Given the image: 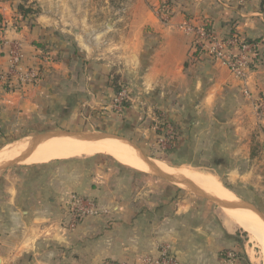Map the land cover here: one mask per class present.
Returning <instances> with one entry per match:
<instances>
[{
	"label": "crops",
	"instance_id": "1",
	"mask_svg": "<svg viewBox=\"0 0 264 264\" xmlns=\"http://www.w3.org/2000/svg\"><path fill=\"white\" fill-rule=\"evenodd\" d=\"M20 1L0 0V66L8 65L5 44L17 42L40 79L25 92L0 87L2 129L14 112L31 113L64 129L110 124L145 143L155 138L148 124L155 111L177 132L174 148L157 153L161 158L212 162L232 187L233 177H246L261 158L264 118L255 103H264V0H171L165 22L156 10L167 0H25L38 9L26 18L16 14ZM205 23L217 36L235 30L257 43L246 79L196 45L186 26ZM111 73L129 93L118 112L108 111L115 96ZM115 116L119 121L108 123ZM64 163L30 166L25 173L33 175L21 185L1 180L0 264L135 262L157 255L163 244L179 264H239L233 232L195 195L143 180L118 162ZM71 192L94 198L102 212L65 229L60 210Z\"/></svg>",
	"mask_w": 264,
	"mask_h": 264
},
{
	"label": "rangeland",
	"instance_id": "2",
	"mask_svg": "<svg viewBox=\"0 0 264 264\" xmlns=\"http://www.w3.org/2000/svg\"><path fill=\"white\" fill-rule=\"evenodd\" d=\"M157 15L159 16V18L165 22L166 21V17L168 16V14L166 12H161L159 10H156ZM161 13V15H160ZM13 20V19H12ZM15 22V20L13 21V23ZM12 23V25H14ZM16 26V25H14ZM45 56H50V53H44ZM1 67V66H0ZM2 68V67H1ZM0 68V69H1ZM3 69V68H2ZM40 79V78H39ZM15 83H12V85H8L7 83H5V81H0V87L1 88H7L8 90H12L14 91L15 89H17V87L19 88H24L22 90V92H25V90H28L30 87H32V85H21L18 84V81L16 79H14ZM39 81V80H38ZM37 81V82H38ZM117 85H124L123 82L121 83V80L119 79L117 82ZM15 88V89H14ZM28 88V89H26ZM21 92V91H20ZM116 92V91H115ZM257 102L255 103L256 106ZM111 110L113 112L118 110L114 107L113 105V100L111 102V109H108V111ZM154 111V110H153ZM256 114H258V110L256 107ZM117 114V113H116ZM13 115L15 116H11L9 117L7 121H10L6 124L7 128L2 129L0 127V149L2 147H4L6 144H10L15 142V140H20L23 139L25 137H33L36 136L38 134H41L43 132L49 131V130H53V129H64L61 128V126H58L56 123H51V122H44V121H37L36 119L39 120L38 116L35 118H33V115L31 113H27L26 115H21L19 117H23L24 118H19L16 117L17 113H13ZM152 117V121L148 122V124L150 123V126L152 127L151 129L154 130L155 132V138L153 141H145V143L143 142V140H141L140 142H135L139 147H141L143 149V151L149 155L153 160L155 161H159L165 165H167L170 168H185L187 170H203V171H208L211 172L213 174H215L218 179L220 180V182L225 186V188H227L228 190H230L233 194V197L235 200H240V201H244L247 202L249 204H251L252 206L259 208L262 212H264V153H262L261 158L257 161V163L255 164H251L249 166H251L250 169H248L245 173V175H247L244 178H239V177H233V182L236 184V187H232L230 184H227V182H229L230 177L229 178H225V176L223 175L222 170L219 167H216L212 164V162L209 161H203L204 164L200 163V164H196V162H190V163H181L178 162L175 159H166V158H161L159 155H157V153H163L164 150L158 149L157 147V135L158 132L156 131L155 126H164L162 125L160 122L161 121H165L167 123V121L165 120V116L164 114L161 113H152L151 114ZM116 118H119L118 116L113 119H115L113 122L109 121L108 123H117L119 120H116ZM150 118V117H149ZM257 118V116H256ZM144 119V118H143ZM107 128H105V130L103 129L104 127L102 126H97L94 125L92 123H88V124H84V126H79L80 128L82 127V129L86 128L87 130H94V131H99V132H109V133H114V134H118L121 136H124L126 138L127 135L122 134L121 132H118V129L114 130L112 128H114L113 126H110V124H108ZM260 131L262 132L263 127H260ZM72 130V128H71ZM176 132V131H175ZM177 134V132H176ZM130 139V138H128ZM131 140V139H130ZM176 140L177 137L175 139L172 140V143H168L167 144V149H172L174 148V146L176 145ZM119 141V140H118ZM121 142V141H120ZM123 143V142H122ZM125 144V143H124ZM256 148H258V144L256 145ZM80 159H85V160H89V159H95L98 161H103L106 163H116L118 162L117 160H115L113 157L106 155V154H96L93 156H81V157H72L69 159H61V160H51L47 163H42V164H24L21 162H18L16 164H13L3 170H0V182L3 179V182L7 184L10 183L11 185H15L19 184L21 185L22 183H25L27 181V178L29 175H33L31 173H25L28 170L32 169V166H41L40 168L44 169V168H52V167H58L60 166V164H65L64 162H66L67 160L72 162L73 160H80ZM66 160V161H63ZM67 164H71V163H67ZM118 164H120L121 166H125L127 168H129L130 170H136L138 172H140L141 177L143 178V180H152L153 182H158L161 185H168L170 186V188H174L175 192L179 193H183V194H191L190 192H187L186 190L176 186L175 184H171L170 182H168L167 180H164L162 178L156 177L151 175L150 173L134 168L132 166H128L125 164H122L120 162H118ZM31 166V167H30ZM63 166V165H61ZM243 173V174H244ZM24 174V175H21ZM28 174V176H27ZM29 178H31L29 176ZM140 178H137L136 183H140ZM144 183V181H143ZM236 189V190H232ZM192 195V194H191ZM195 198H199L204 204H207L210 209L211 212H213L216 217L220 220L221 223L224 224V226L233 232V237H234V242L237 245V248L233 250L234 254H235V258L238 259L239 264H262V251L260 246L258 245L257 242L255 241H250L247 233L245 231H243L239 226H235L234 223H232L229 218L221 211L223 209V207H219L201 197L195 196ZM62 206V205H61ZM63 208V207H62ZM221 208V209H220ZM64 209H65V204H64V208L60 210L61 213V217H60V222L61 225L65 228L68 229L64 226L63 222H65V213H64ZM79 225V224H78ZM77 225V226H78ZM77 226H75L72 229H75ZM232 252V251H230ZM232 252V253H233Z\"/></svg>",
	"mask_w": 264,
	"mask_h": 264
},
{
	"label": "built area",
	"instance_id": "3",
	"mask_svg": "<svg viewBox=\"0 0 264 264\" xmlns=\"http://www.w3.org/2000/svg\"><path fill=\"white\" fill-rule=\"evenodd\" d=\"M161 15V13H160ZM188 31L196 34V45L203 48L204 52L213 60L223 63L230 73L237 79L244 80L253 65L257 54V43L247 40L240 36L235 30L229 31L226 35L217 36L212 31H206L204 25L186 26ZM5 44V43H4ZM7 45L5 54L7 55L8 65L5 69H0V81H5L8 85L15 83L14 79L21 85H35L40 78V70L35 65H25V53L19 43ZM246 95L248 93L246 92ZM129 100V93L125 86L115 92L113 105L117 110H122L125 102ZM258 116L264 118V103L261 100L256 104ZM164 126L156 125L154 129L158 132L157 148L167 149V144L177 137L175 129L165 121L160 122ZM97 201L83 194L75 192L69 193L65 203L64 226L72 229L88 216L101 213ZM228 258L233 256L232 252H227ZM100 264H179L177 258L171 251L169 244L160 246L157 255L143 254L135 262L102 260Z\"/></svg>",
	"mask_w": 264,
	"mask_h": 264
},
{
	"label": "bare ground",
	"instance_id": "4",
	"mask_svg": "<svg viewBox=\"0 0 264 264\" xmlns=\"http://www.w3.org/2000/svg\"><path fill=\"white\" fill-rule=\"evenodd\" d=\"M33 137H25L6 144L0 149V163L17 158L27 150ZM106 154L118 162L134 168L147 171L145 163L127 145L114 138L99 140H81L67 136L52 137L38 144L28 156L21 160L24 164H42L51 160L68 159L72 157L93 156ZM154 161V160H153ZM156 167L166 173L184 177L204 191L224 200L235 201L233 194L225 188L218 177L208 171L187 170L185 168H170L167 165L154 161ZM221 209V208H220ZM229 220L247 233L250 241H255L261 248L262 264H264V222L251 209L223 207L221 210Z\"/></svg>",
	"mask_w": 264,
	"mask_h": 264
},
{
	"label": "water",
	"instance_id": "5",
	"mask_svg": "<svg viewBox=\"0 0 264 264\" xmlns=\"http://www.w3.org/2000/svg\"><path fill=\"white\" fill-rule=\"evenodd\" d=\"M60 136H67V137H71V138H77V139H81V140H90V141L99 140V139H103V138L117 139V140L127 144L136 153V155L147 166L148 170L146 172L150 173L151 175L162 178L164 180H167L171 184H175L176 186L186 190L187 192H190L191 194H193L195 196L201 197V198H203V199H205V200H207V201H209V202H211V203H213L219 207H229V208H239L240 207V208L251 209L264 222V212H262L259 208H256V207L252 206L251 204L244 202V201H240V200L228 201V200L218 198V197L204 191L203 189H201L200 187L195 185L193 182H191L190 180H188L184 177L174 175V174H169V173H166V172L159 170L156 167V165L154 164L153 159L149 155H147L143 151V149L141 147H139L136 143H134L132 140H130L124 136L114 134V133H109V132H99V131H94V130H71V129H59V130L53 129V130L43 132L41 134L33 136L34 140L28 146L27 150L22 152L17 158L1 162L0 163V170H3V169H5V168H7L13 164L20 162L24 158H26V156H28L29 152L32 151L41 142L48 140L49 138H52V137H60Z\"/></svg>",
	"mask_w": 264,
	"mask_h": 264
},
{
	"label": "trees",
	"instance_id": "6",
	"mask_svg": "<svg viewBox=\"0 0 264 264\" xmlns=\"http://www.w3.org/2000/svg\"><path fill=\"white\" fill-rule=\"evenodd\" d=\"M171 5H172L171 0L162 2L159 5V10L161 12H166L169 15V10H170ZM37 13H38V9L34 2H27L25 0H21L20 3L16 7V14L21 18H26L27 16L35 15ZM2 20H3L2 16L0 15V23L2 22ZM16 22L17 20H15L13 24L16 25L17 27ZM204 29L208 32L211 31L209 23L204 24ZM35 45L38 47H42V45H40L39 43H35ZM118 80H119V76L115 73H111V82H112V86L114 87L115 91H118L121 87V85H117ZM127 105H128V102L126 101L124 106H127Z\"/></svg>",
	"mask_w": 264,
	"mask_h": 264
}]
</instances>
